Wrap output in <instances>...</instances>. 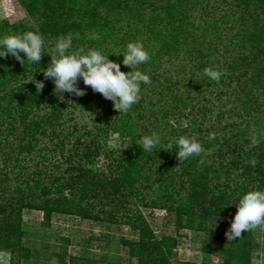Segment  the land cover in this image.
I'll return each mask as SVG.
<instances>
[{
  "label": "trees",
  "instance_id": "16d2710c",
  "mask_svg": "<svg viewBox=\"0 0 264 264\" xmlns=\"http://www.w3.org/2000/svg\"><path fill=\"white\" fill-rule=\"evenodd\" d=\"M199 1H20L30 16L44 19L39 31H50L59 37L71 36V51L86 45V49L99 50L119 63L123 56L117 54L123 52L129 42L139 41L150 56L148 62L139 66L143 72L148 68L149 73L159 71L165 57L179 62L182 53L193 63L194 71L189 72L187 78L179 75L181 72L175 79L168 74L162 79L149 76L152 95L147 103L149 107H144L147 98L143 94L123 115L99 93L101 105L91 106L90 86L79 85L85 89L81 110L90 111L99 125L93 132L82 133V137L90 138L94 145L75 137L74 155L80 156V161L70 165L66 171L68 178L51 175L43 166L27 174L26 179H19L18 173L14 182L19 180L20 183L11 186L10 172L4 166L9 162L19 163L22 153H33L37 145L61 136L59 127L66 111L65 103L72 101V95L65 93L58 97L51 81H45L39 94L33 83H26L33 72H37L33 73L36 80L44 79L38 71L47 67L48 55H43L39 66L33 65L35 68L27 63L22 66L14 58L0 59V160L4 165L0 168V248L30 251L23 244L25 211H42L45 227L56 215L77 217L96 225L115 224L110 215L113 213L108 218L93 215L74 198L78 193L81 198L88 192L101 191L103 200L111 205L122 188L137 196L136 185L146 182L147 189L155 195L149 194L143 200H149L152 208H166L175 221L176 231L185 227L194 214L201 222L210 216L224 221L225 228L221 231L206 229L202 223L198 226L205 234V252L212 242L223 245L225 257L219 264H252L254 254H264V234L261 242L255 240L256 228L242 232L241 237L233 241L225 237L237 210L235 205L229 204H235L249 190L264 189V0H223L229 3H224L222 15L200 32L188 21L189 10ZM25 31L37 32L17 24L8 29L0 27V36ZM224 40L227 41L225 60L222 63L211 61L216 45L222 46ZM208 67L223 73L218 81L204 75ZM121 71L130 69L121 65ZM141 90L148 88L141 84ZM211 97L220 104L217 110L211 106ZM223 100L226 104H222ZM175 115L178 124L188 116L196 117L190 126L191 133L181 124L177 129H169L168 120ZM133 120L142 123L138 140L131 142L129 156L113 165L106 164V169L98 174L88 172L82 162L88 164L92 157L98 156V134L120 131L127 134ZM158 121L163 125L157 128ZM152 131L161 136L167 134L173 140L185 134L195 136L205 149L202 155L206 162L201 164L200 157L194 156L179 166L174 149L172 152L160 150L166 149L168 144L163 141L153 155L144 152L137 145L138 141ZM76 133L74 126L65 138H73ZM209 133H214L215 138L209 140ZM46 149L45 144L38 150ZM53 149L56 150V146ZM154 165L159 178L151 180L150 169ZM176 170L187 176L186 184L183 180L176 184L175 178L179 176ZM66 190L69 198L64 194ZM181 192L183 197L179 195ZM176 197L180 198L178 203H175ZM113 204L120 206L118 202ZM137 237V241L126 245L137 264H170L176 238H169L164 244L157 241L147 227L139 228ZM43 247L48 248V245L43 244Z\"/></svg>",
  "mask_w": 264,
  "mask_h": 264
},
{
  "label": "rangeland",
  "instance_id": "374dc122",
  "mask_svg": "<svg viewBox=\"0 0 264 264\" xmlns=\"http://www.w3.org/2000/svg\"><path fill=\"white\" fill-rule=\"evenodd\" d=\"M20 1L0 0V27L8 29L10 26L12 27L17 24L25 28L31 27L42 36L46 46L50 48L55 44L59 36L50 31H39V27L44 22V19L30 16ZM224 3L228 4L229 2H223V0H200L194 8L189 10L188 21L200 32L207 25H210L214 19H218L222 15L225 10ZM87 35L88 37L91 36L90 34ZM225 43H227L226 40H224L222 46L216 45V52L211 61L222 63L225 60ZM80 49H83L85 52L88 50V48L86 49V45H83ZM48 56L50 57V55ZM179 59V62H177L165 57L162 68L159 71H151L149 73L148 68L145 70V73L160 79L167 77L166 75L168 74V77L172 76L175 79L177 73L181 72L179 75L187 78L188 73L194 71L193 63L186 58L185 53L180 54ZM79 85L83 86V82L80 81ZM146 87L148 88L147 91L141 90L142 92L140 91L139 93L140 97L144 94V97L147 98L144 102L145 108L149 107L147 103L152 96L149 92V84H146ZM211 98V106L215 110L220 104L213 100V97ZM88 99L93 107L101 105L98 93L93 92L92 89L89 90ZM83 101L84 96L72 95V101L65 103L66 111L59 127V129L62 128L61 136L53 138V140L47 139L45 143L37 145L33 153H22L20 162L17 164L9 162L4 166L0 160V168L4 166L5 170L10 172L9 177L12 179V182H10L11 186H14L17 182L20 183L19 180L14 182L15 176L18 173L21 176L19 179H26L27 174L43 166L51 175H62L68 178L66 171H68L70 165L80 161V156L74 155L73 141L75 137H80L81 140L93 146L94 144L90 142V138L82 137V133L85 131L93 132L96 130L94 127L99 126L95 123L94 116L90 111L81 110L80 105ZM225 102L226 100H223L222 104H226ZM229 107L228 105L227 109ZM195 118V116H188L186 120L180 121L179 124L184 128L187 127L188 132L191 133L190 126L196 120ZM176 120L177 115L168 120L169 129L178 128L179 124L177 121L179 120ZM141 123L136 121L130 125V131L127 134L124 131H120V133L98 134V156L92 157L88 164L82 162V166H85L88 172L95 175L99 171L105 170L106 164L111 163L113 165L114 162H120L122 159L128 157L129 152H131L132 140H138L139 125ZM161 124L163 125V122L158 121L156 127L158 128ZM221 125L219 127L222 128ZM74 126L77 127L78 133L73 135V138H65ZM183 136L187 137V134ZM69 140L70 142H68ZM61 141L65 143L61 145ZM161 141L169 143L173 139L164 134ZM45 144L47 145L45 151L38 150L39 148L43 149ZM55 146L56 150L53 149ZM81 153L79 152L78 154ZM73 157L74 160L72 161ZM69 159L73 163H70ZM170 168L171 166L168 165V169ZM156 169V165L150 169L151 180H154L155 177L159 178V173ZM181 172L179 170L177 174L179 176L175 178L176 184L182 180L184 184L187 183V176ZM135 189L136 193H138L137 196L122 188L120 194L117 195V198L111 205L106 203V200H103V193L101 191L88 192L81 198L78 196L80 193H78L74 198L76 202H80L88 210V213L104 218L112 215V221L115 224L104 223L96 225L77 217L56 215L52 218L50 225L45 227L43 226V224L45 225V218L42 211L32 210L23 212L22 220L26 233L23 238V244L30 251L23 250V252H17L9 248H0V264H137L136 257L129 254V248L126 245L131 241L138 240L137 232L141 227H147L155 239L164 244L168 243L169 238H176L177 244L171 250L172 257L170 258V264H219L224 259L222 244L212 242L209 247L210 249L206 252L204 251L203 239L205 238V234L198 228L202 223V226L206 229L221 231L225 228L224 221L221 218L210 216L201 222L199 217L194 214L185 227L176 231L175 221L168 214L166 208H152L148 202L149 200H143L144 198H148L149 194L152 197L155 195L151 194V191L147 189L146 182L137 184ZM107 190L110 192L111 189L107 187ZM64 194L68 198L70 197L68 190ZM179 195L183 197L184 193L181 192ZM178 199L180 198L176 197L175 203H178ZM116 202L120 205L119 207L113 204ZM116 207L117 209H115ZM216 218L217 224L214 227ZM263 234L264 224L256 227L255 240L261 242ZM43 244L48 245V248H44ZM26 255H28V258L24 259ZM252 264H264V254H260L259 256L254 254Z\"/></svg>",
  "mask_w": 264,
  "mask_h": 264
},
{
  "label": "clouds",
  "instance_id": "9594fccd",
  "mask_svg": "<svg viewBox=\"0 0 264 264\" xmlns=\"http://www.w3.org/2000/svg\"><path fill=\"white\" fill-rule=\"evenodd\" d=\"M71 36L57 38L50 48L38 32L25 31L20 34L0 36V59L14 58L22 66L29 64L39 66L43 55H50V62L46 68H40L43 80H36L33 72L28 82L34 84L36 93L39 94L45 87V81L54 85V93L61 98L65 93L75 96L85 95V89L79 87V82L90 86L93 92L102 95L112 102L114 110L119 115L127 114L140 100L141 84H149L148 74L139 69V66L149 61L150 56L142 42H129L124 51L117 54L123 59L119 63L110 60V55H105L99 50L83 49L71 51ZM121 65L130 69L121 71ZM35 68V67H33ZM223 73L211 67L204 69V75L212 81H218ZM215 138L214 133H209L208 139ZM162 136L157 131H152L140 137L138 146L146 153L153 155L161 144ZM254 142V141H253ZM182 166L194 156L200 157V163H205L203 153L205 149L199 140L193 137L179 136L169 142L166 149L172 152ZM177 166V167H179ZM236 212L230 221V226L225 232L228 241L240 238L242 232H248L264 224V189H253L239 197L235 204ZM228 205V206H229ZM227 207V206H226ZM217 218L214 223L216 227Z\"/></svg>",
  "mask_w": 264,
  "mask_h": 264
}]
</instances>
